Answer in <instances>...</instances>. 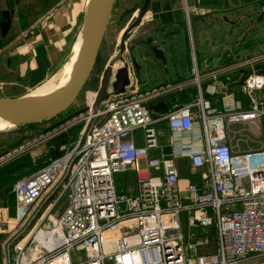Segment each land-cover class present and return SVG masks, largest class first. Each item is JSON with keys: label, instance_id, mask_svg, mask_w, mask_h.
<instances>
[{"label": "built area", "instance_id": "built-area-1", "mask_svg": "<svg viewBox=\"0 0 264 264\" xmlns=\"http://www.w3.org/2000/svg\"><path fill=\"white\" fill-rule=\"evenodd\" d=\"M261 60L264 53L240 63L250 64L240 84L247 106L215 108L212 96L228 85L209 73L203 87L195 59L197 93L186 103L171 98L187 80L112 95L96 112L95 92L89 109L46 132L48 140L80 126L58 144L61 153L13 184L15 216L0 210V234H8L2 264H264V144L242 150L228 139L230 125L264 116ZM169 98L166 111L151 107ZM36 143L1 156L0 168ZM181 158L192 168L186 181ZM132 171L146 175L120 193L115 174ZM48 216L49 242L29 248Z\"/></svg>", "mask_w": 264, "mask_h": 264}, {"label": "crops", "instance_id": "crops-1", "mask_svg": "<svg viewBox=\"0 0 264 264\" xmlns=\"http://www.w3.org/2000/svg\"><path fill=\"white\" fill-rule=\"evenodd\" d=\"M246 2L187 0L189 8L194 9L198 30L196 40L191 16V22H186V0H151L141 24L145 27L146 23L147 28L142 29H147L155 43L165 41L161 47L167 62L156 59L149 52L152 64L146 63V49L138 48L135 54L137 61L142 64L140 76L136 75L132 79L125 92L187 80L190 83L182 89L178 88L171 98L178 103H186L197 93V85L192 84L193 58L206 76L203 87L212 80L209 73H216L218 83L226 82L228 85L226 93L212 96L215 108L238 101L247 106L248 99L241 93L240 84L250 71V64L240 63L250 61L264 51L257 49L256 44L246 43L245 38L239 41L240 35L235 40L231 35L247 20V16H234L238 7L252 4ZM83 8L82 0H0V81L22 91V88L30 89L58 71L80 37L85 13V10L81 13ZM207 11L213 13V16H203ZM232 43L237 46H231ZM246 44H251L247 48H256L253 49L255 51L244 53ZM259 62H255L256 67L261 68ZM171 99L167 100L168 106L172 103ZM50 145L47 146V153H41L42 156L49 154ZM31 154L34 158L40 156ZM179 163L181 177L186 181L192 176V168L185 158H181ZM8 187H0V210L4 216L11 218L16 213V201L12 185ZM7 236L0 234V262L1 249Z\"/></svg>", "mask_w": 264, "mask_h": 264}, {"label": "rangeland", "instance_id": "rangeland-1", "mask_svg": "<svg viewBox=\"0 0 264 264\" xmlns=\"http://www.w3.org/2000/svg\"><path fill=\"white\" fill-rule=\"evenodd\" d=\"M242 1H247L246 3L251 2L252 4L246 5L245 7L244 6L238 7V10H236L238 12H236L234 16H239V17L247 16L246 18L247 20H245L244 24H242L240 28L237 27L234 33L232 32L231 35L233 37V40L237 38V35H240V37L238 38L239 41L242 42V40L245 38L246 43L251 42V44L253 43V45L256 44L257 49L259 48L263 49L261 50L262 52L264 51V0H242ZM143 2L144 0H118L115 12L113 14V19L109 25L104 43L102 45L101 52L94 65L93 78L96 77L97 79L98 77L97 81L95 80L96 81L95 82L92 78V81L90 82V84L81 93V95L77 98V100L73 103V105L69 109H67L65 112L61 113L60 115L56 117L29 123V124H23V125L11 127V128H1L0 129V157L3 155H6L9 151H12L14 148L19 147L22 144H29V143H35V142L37 143L33 145L27 152L20 155V158L26 155L27 153H33L35 156L36 155L42 156L41 153L42 152L47 153V146L53 140V138L45 140L46 132L49 131L50 129L57 127L58 125L67 121L73 116L78 115L79 113L84 112L86 111V109L90 108L91 99L93 98L95 92H97V88L99 86V75H101V72L104 66L106 65V63L108 62V60L119 50L121 32L123 28L129 24V20L132 19L131 17L133 15V12L134 11L137 12V10L141 7ZM85 3H86V0H82V8L85 6ZM186 8H187V0H186ZM85 9L83 8L81 10L82 14ZM193 10H191L190 8L189 17L191 16V19L193 20L195 37L197 40L198 30L196 29L197 27L195 23V14ZM205 15L213 16V13L211 14L209 13V11H207L203 14V16ZM257 18H258V21L256 20ZM187 20L188 22L190 21L188 19L187 9H186V22ZM144 25L145 27L140 24V26H138L135 29L134 34H132V36L129 37L130 39L129 46H131L132 41L136 39V35H141L142 28H147V24L145 23ZM189 33L190 35L192 34L190 28H189ZM253 36L254 38L252 39ZM252 40H256V41H252ZM234 44L232 43L231 46L236 47L237 45L236 44L234 45ZM238 44L240 45V42ZM251 44H246V47L243 50L244 53L255 51L253 49H256V48H252L251 49L252 51L250 50V48H247V46ZM146 47H148V45L143 44L141 46L139 45L138 48L146 49ZM135 53H137V51ZM262 63H264V60H261L258 66L263 67ZM192 64H194L193 58H192ZM10 86L11 85H7L3 83L2 81H0V95L15 96L16 94H18V92L24 93L27 89H29V88H22V91H20V89L10 87ZM27 92L28 91H26L25 93ZM158 128H159V138H160L161 143L167 142L169 133H168V128L166 126V122L159 123ZM79 129H80V126L73 128L71 131V134L75 136L76 133H78ZM228 133H229L228 139L234 142L235 147H238L239 149L243 150V149H248L250 147L262 146L264 144V116L256 124L255 123L232 124L230 125V129ZM136 135H137V141L142 142L141 140L142 129H138L136 131ZM17 159L18 158H12L8 160V162L2 167L5 168V167H9L11 164L13 165V163H16V161H18ZM22 168H24V166H22ZM186 168H187L186 165H184V169ZM145 175L146 173H140L139 175H137L136 172L134 171L116 173L115 180H116V184H117L119 192L126 194L132 191L136 186L138 178L143 177ZM5 192L7 193V189ZM183 217H184V214H183ZM48 219H51L50 216H48V218L43 222V225L41 226L38 234H36L33 240H31L29 244V248L37 244L38 245L42 244L43 246L49 242L50 240L49 230L51 226V221ZM1 255H2V259H1L0 264H2L3 257H4L3 246L1 249ZM261 260L262 259L254 260L248 264H259Z\"/></svg>", "mask_w": 264, "mask_h": 264}, {"label": "water", "instance_id": "water-1", "mask_svg": "<svg viewBox=\"0 0 264 264\" xmlns=\"http://www.w3.org/2000/svg\"><path fill=\"white\" fill-rule=\"evenodd\" d=\"M98 1L101 10V12L98 13V15H100L99 21L81 45L75 69L66 88L61 92L57 91L30 99H18L25 93L15 96L0 95V106L6 103L14 104V106L19 104L18 108L15 110H7L0 107V117L10 121L15 126H19L56 117L73 105V103L92 81L95 61L101 52L102 45L118 3V0ZM150 3L151 0H144L143 4L138 9V13L134 21L123 28L121 32L119 50L108 60L101 72V75H99V88L97 89V93L92 104L94 112L98 111L102 102L110 98L112 95L125 92L127 87L131 85L132 79H134L136 75L138 77L140 76L142 64L137 61L136 54L133 55L131 59L128 58L126 53L125 38L130 31L141 23L143 17L148 11ZM164 43L165 41L162 43H155L154 39L149 40L148 47L146 48V51H144V60L147 61L146 63L152 64L149 52L156 59H160L165 63L167 62V57L161 47ZM97 79L96 77L93 78L94 81H97ZM151 107L156 111H166L168 109V102L166 99H162L155 104H152ZM90 124L91 121L87 125V128L82 136L81 144L85 141Z\"/></svg>", "mask_w": 264, "mask_h": 264}, {"label": "bare ground", "instance_id": "bare-ground-1", "mask_svg": "<svg viewBox=\"0 0 264 264\" xmlns=\"http://www.w3.org/2000/svg\"><path fill=\"white\" fill-rule=\"evenodd\" d=\"M85 8L86 9L84 13L83 28L81 30L80 37L78 38L73 50L71 51V53L69 54V57L63 63L61 68L56 73L51 75L49 78L44 80L42 83L36 85L30 91L20 96V98L18 99L35 98L38 96L47 95V94L57 92V91L61 92L66 88L70 80V77L75 69L76 61H77V57H78V53L81 48V45L83 41L86 39V37L88 36V34L90 33V31L95 27L100 17L98 13L101 12V10H100V5H99L98 0H86ZM18 106L19 104L14 106V104L6 103L0 107L7 109V110H15L18 108ZM11 127H15V125L12 124L10 121L0 117V129L1 128H11Z\"/></svg>", "mask_w": 264, "mask_h": 264}, {"label": "trees", "instance_id": "trees-1", "mask_svg": "<svg viewBox=\"0 0 264 264\" xmlns=\"http://www.w3.org/2000/svg\"><path fill=\"white\" fill-rule=\"evenodd\" d=\"M262 64L264 66V63ZM73 137L74 135L71 134V132L63 133L53 138V140L50 142L51 145L48 151L49 154L34 158L31 153H27L21 158L18 157V161H16V163H13V165L11 164L9 167L0 168V187L7 186V188H9L8 186H13V184L18 179L31 173L34 170H37L38 168L43 166L51 157L58 156L61 153L57 148L58 144H60L62 141L72 139ZM22 166H24V168H22Z\"/></svg>", "mask_w": 264, "mask_h": 264}, {"label": "flooded vegetation", "instance_id": "flooded-vegetation-1", "mask_svg": "<svg viewBox=\"0 0 264 264\" xmlns=\"http://www.w3.org/2000/svg\"><path fill=\"white\" fill-rule=\"evenodd\" d=\"M138 12V11H137ZM137 12L136 11H134L133 12V15H132V19L129 21V24L130 23H132L133 21H134V19L136 18V16H137ZM142 22H143V19H142V21H141V23L140 24H142ZM140 24L138 25V26H140ZM137 26V27H138ZM137 27H135L132 31H130L129 33H128V35L126 36V38H125V43H126V53H127V56H128V58L129 59H131V57L133 56V55H135V52L138 50V47H139V45L141 46V45H143V44H145V45H148V42H149V40L150 39H153V37H151V35H150V33L148 34V32H147V29H142V33H141V35H136V39H134L133 41H132V45L131 46H129V42H130V39H129V37H131L132 36V34H134V31H135V29L137 28ZM176 33L178 32V31H175ZM174 32V33H175ZM169 33H167L166 35H168ZM139 36V37H138ZM136 49V50H135Z\"/></svg>", "mask_w": 264, "mask_h": 264}]
</instances>
